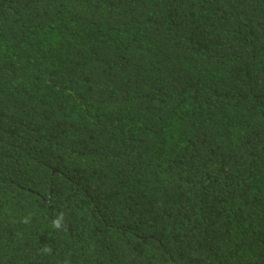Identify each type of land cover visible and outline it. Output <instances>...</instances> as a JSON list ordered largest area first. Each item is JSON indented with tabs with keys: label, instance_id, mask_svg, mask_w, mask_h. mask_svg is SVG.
Masks as SVG:
<instances>
[{
	"label": "trees",
	"instance_id": "trees-1",
	"mask_svg": "<svg viewBox=\"0 0 264 264\" xmlns=\"http://www.w3.org/2000/svg\"><path fill=\"white\" fill-rule=\"evenodd\" d=\"M0 264H264V0H0Z\"/></svg>",
	"mask_w": 264,
	"mask_h": 264
},
{
	"label": "clouds",
	"instance_id": "clouds-1",
	"mask_svg": "<svg viewBox=\"0 0 264 264\" xmlns=\"http://www.w3.org/2000/svg\"><path fill=\"white\" fill-rule=\"evenodd\" d=\"M64 220H65V214L63 212H59L55 216V218L51 221V227L54 230H57V231L65 230ZM22 222L25 223V224L30 223V217H24ZM51 251H52V249L50 247H48V246H45L42 249V252L44 254H51Z\"/></svg>",
	"mask_w": 264,
	"mask_h": 264
}]
</instances>
